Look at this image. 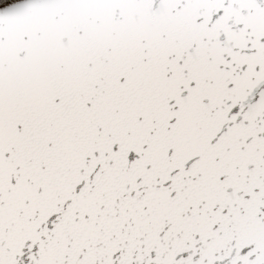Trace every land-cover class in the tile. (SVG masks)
I'll return each instance as SVG.
<instances>
[{"label": "snow or ice", "instance_id": "obj_1", "mask_svg": "<svg viewBox=\"0 0 264 264\" xmlns=\"http://www.w3.org/2000/svg\"><path fill=\"white\" fill-rule=\"evenodd\" d=\"M0 264H264V0H0Z\"/></svg>", "mask_w": 264, "mask_h": 264}]
</instances>
